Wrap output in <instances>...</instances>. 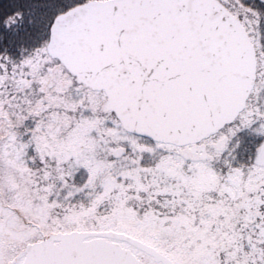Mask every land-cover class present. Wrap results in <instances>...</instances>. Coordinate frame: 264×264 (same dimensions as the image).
Instances as JSON below:
<instances>
[{
  "label": "snow or ice",
  "instance_id": "1",
  "mask_svg": "<svg viewBox=\"0 0 264 264\" xmlns=\"http://www.w3.org/2000/svg\"><path fill=\"white\" fill-rule=\"evenodd\" d=\"M0 264H264V0H0Z\"/></svg>",
  "mask_w": 264,
  "mask_h": 264
}]
</instances>
